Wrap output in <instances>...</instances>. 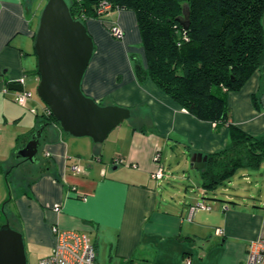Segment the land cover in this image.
<instances>
[{
  "label": "crops",
  "instance_id": "0c3cea01",
  "mask_svg": "<svg viewBox=\"0 0 264 264\" xmlns=\"http://www.w3.org/2000/svg\"><path fill=\"white\" fill-rule=\"evenodd\" d=\"M43 4L0 0V223L12 218L26 252L38 259L52 252L56 227L86 232L96 260L103 264H244L247 245L264 221L261 188L241 184L250 181L245 168L239 182L233 177L227 181L233 193L227 187L203 189L199 169V180L191 176L194 152L206 155L226 147L229 128L190 114L151 79L139 82L132 53L143 61V51L132 10L115 9L108 16L124 30L120 41L105 22L87 19L94 51L81 83L84 94L97 102L129 108L128 122L112 129L101 143L65 134L54 124L43 134L40 163L13 158L18 138L34 128L36 113L14 102L17 91L8 86L23 79L25 89L40 80L33 42ZM227 103L233 125L262 135L264 66L240 89L230 91ZM135 125L155 132L133 130ZM159 149L164 175L157 180L152 173ZM169 157L173 163L167 166ZM44 162L50 165L43 172ZM73 164L83 171L77 173ZM5 170L10 173V204L5 203ZM198 202L210 209L190 217V207Z\"/></svg>",
  "mask_w": 264,
  "mask_h": 264
},
{
  "label": "trees",
  "instance_id": "16d2710c",
  "mask_svg": "<svg viewBox=\"0 0 264 264\" xmlns=\"http://www.w3.org/2000/svg\"><path fill=\"white\" fill-rule=\"evenodd\" d=\"M101 2H108L114 10H132L136 16L143 61L136 54L132 56L139 82L151 79L190 114L210 121L214 127L229 128L228 145L206 154V166L199 169L200 186L206 191L216 190L241 168L258 170L264 163V133L250 135L233 125L227 97L264 66V0H70L67 3L73 18L83 23L98 18L107 27L108 17L97 14ZM253 99L258 105L256 94ZM98 103L109 105L104 100ZM54 124L61 128L46 109L36 112L35 126L18 138L13 158L38 130H41L40 146L43 134ZM135 129L155 132L153 127L135 125ZM17 160L30 162L25 158ZM49 165L42 163L41 171ZM4 172L9 187L5 203L10 204L13 200L10 173ZM7 221L15 229L12 218L8 216Z\"/></svg>",
  "mask_w": 264,
  "mask_h": 264
},
{
  "label": "water",
  "instance_id": "95a60500",
  "mask_svg": "<svg viewBox=\"0 0 264 264\" xmlns=\"http://www.w3.org/2000/svg\"><path fill=\"white\" fill-rule=\"evenodd\" d=\"M34 36V52L40 78L37 95L49 108L63 132L75 137L90 136L103 142L112 129L131 116V110L116 104L102 105L85 95L81 83L93 55L94 41L81 20L72 17L66 0H46L39 15ZM9 89L20 91V81ZM41 130L16 153L36 163ZM207 155L194 152L193 169L206 166ZM27 252L23 235L6 222L0 225V264H26Z\"/></svg>",
  "mask_w": 264,
  "mask_h": 264
},
{
  "label": "built area",
  "instance_id": "2783aa9c",
  "mask_svg": "<svg viewBox=\"0 0 264 264\" xmlns=\"http://www.w3.org/2000/svg\"><path fill=\"white\" fill-rule=\"evenodd\" d=\"M112 6L108 2H101L98 4L97 14L99 16L106 17L109 13ZM108 12V13H107ZM107 29H109L111 35L115 39H120L124 35L123 28L118 25L117 22L113 20H108L106 22ZM21 84L23 85L24 80L22 79ZM32 97L31 91H26L24 88L20 91H17L14 94L13 101L19 103L22 106L27 104V99ZM46 109L48 113L51 114L49 108L44 103L43 110ZM32 112H38L36 108L31 110ZM160 149L157 150L154 156V160L158 166L157 169L152 173V177L157 180L163 178L164 168L160 164ZM77 173L82 172L80 166L73 164L71 166ZM85 198V197H84ZM60 205H55L54 210L59 211ZM207 210L210 209L209 205L204 204L203 202H198L196 205L191 206L189 211L190 217L197 212V210ZM222 230L218 229L217 232L221 233ZM54 235L56 243L47 256L41 257L38 259L37 264H103L96 260V249L91 238L84 231H78L75 229L65 230L61 228H54ZM245 262L244 264H264V221L260 228V233L255 240L249 242L245 252ZM112 264V263H106ZM184 264H190V261L187 260Z\"/></svg>",
  "mask_w": 264,
  "mask_h": 264
},
{
  "label": "rangeland",
  "instance_id": "374dc122",
  "mask_svg": "<svg viewBox=\"0 0 264 264\" xmlns=\"http://www.w3.org/2000/svg\"><path fill=\"white\" fill-rule=\"evenodd\" d=\"M66 1L68 3H70V0H66ZM45 3H46V0H44V4ZM44 4L42 5V7L44 6ZM112 11H114L113 7L111 8L110 11H108L109 13L107 12L108 14H107L106 17H108L110 15V13H112ZM108 20H110L109 17H108L107 21ZM123 38H124V35L118 40L120 41ZM37 85H38V82L36 84H34L32 86H29V87L24 89L26 91H31L32 92V97L30 99H27V101H26L27 104L24 107L27 108L28 110H32V109L36 108L37 111L40 113L42 111V109H43L44 101L40 100L38 95H37V90H36ZM32 102H37L38 105L31 107L30 103H32ZM32 113H34V112H32ZM128 120L129 119L125 120L124 124H126V122H128ZM171 163H173L172 158H170V157L167 158L166 161H165V165L170 166ZM246 170H247V173H249L250 181H248V180H244L243 181L242 180L241 184L248 186V189H253V188L254 189L258 188L259 189V188H261L262 196L264 198V163L261 165V167L258 170H254V169L253 170L246 169ZM189 171L191 173V176H193V178H195V176H196V178L199 180L198 170L197 169H195V170L190 169ZM241 172H242V169H241V171L235 173V175L233 176L232 180L239 182L240 181L239 179L241 178L240 177L241 174H239V173H241ZM248 182H250V183H248ZM219 187L221 189H223V190L227 187V191H229L230 193L234 192V186L231 185V183L228 185V183L226 182V183L222 184ZM220 188H218V189H220ZM263 198H261V199H263ZM37 261H38V258H37V256H35V254H33L32 252H30V253L27 252L26 264H37Z\"/></svg>",
  "mask_w": 264,
  "mask_h": 264
}]
</instances>
